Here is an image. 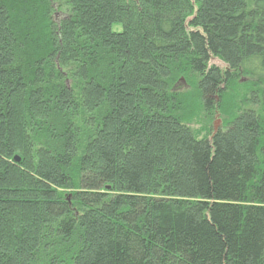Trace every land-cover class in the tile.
Instances as JSON below:
<instances>
[{
	"label": "trees",
	"instance_id": "1",
	"mask_svg": "<svg viewBox=\"0 0 264 264\" xmlns=\"http://www.w3.org/2000/svg\"><path fill=\"white\" fill-rule=\"evenodd\" d=\"M0 264H264V0H0Z\"/></svg>",
	"mask_w": 264,
	"mask_h": 264
},
{
	"label": "rangeland",
	"instance_id": "2",
	"mask_svg": "<svg viewBox=\"0 0 264 264\" xmlns=\"http://www.w3.org/2000/svg\"><path fill=\"white\" fill-rule=\"evenodd\" d=\"M61 18H63V16L61 14H57L56 17H55V20L58 22ZM117 26V27H116ZM115 27V30H119V25H116ZM216 65L219 66L218 63H215ZM222 129V123H221V120H219V117L216 116L214 118V120L212 121V124H211V131L213 132H217L218 130H221ZM216 130V131H214Z\"/></svg>",
	"mask_w": 264,
	"mask_h": 264
},
{
	"label": "water",
	"instance_id": "3",
	"mask_svg": "<svg viewBox=\"0 0 264 264\" xmlns=\"http://www.w3.org/2000/svg\"><path fill=\"white\" fill-rule=\"evenodd\" d=\"M214 131H216V130H214ZM15 160L18 162L19 161V159L18 158H15Z\"/></svg>",
	"mask_w": 264,
	"mask_h": 264
}]
</instances>
